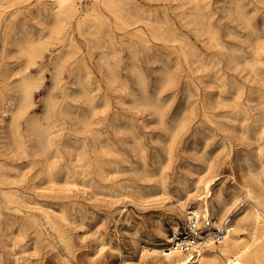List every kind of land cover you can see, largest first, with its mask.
<instances>
[{
    "label": "rangeland",
    "instance_id": "1",
    "mask_svg": "<svg viewBox=\"0 0 264 264\" xmlns=\"http://www.w3.org/2000/svg\"><path fill=\"white\" fill-rule=\"evenodd\" d=\"M17 1H0V264H157L141 249L160 244L157 221L184 223L174 210L184 184L209 174L231 197L243 157L264 170V0H125L121 18L77 0L56 25L45 0ZM26 39L38 42L34 58ZM24 74L32 104L13 121ZM30 120L47 131L43 152Z\"/></svg>",
    "mask_w": 264,
    "mask_h": 264
},
{
    "label": "bare ground",
    "instance_id": "2",
    "mask_svg": "<svg viewBox=\"0 0 264 264\" xmlns=\"http://www.w3.org/2000/svg\"><path fill=\"white\" fill-rule=\"evenodd\" d=\"M1 1V0H0ZM5 1V0H4ZM8 1V0H7ZM10 1V0H9ZM23 1V0H22ZM125 0H95L97 5H101L103 6L106 10H108L109 12H111L116 18H121L122 13L126 12V8H125ZM188 2H198V0H186ZM224 1V0H223ZM234 1V0H233ZM13 2V1H12ZM11 2V3H12ZM16 2H18L16 0ZM10 3V4H11ZM15 3V2H14ZM186 3V2H185ZM255 3V2H253ZM42 4H44V10L45 12H47V14L49 15L50 20H54L55 25L58 23H61L65 20L66 17L75 14L78 11L77 8V0H49V1H42ZM237 4V3H236ZM79 5V4H78ZM187 5V4H186ZM249 5V4H248ZM255 5V4H254ZM33 6V5H32ZM256 6V5H255ZM196 7L198 8V5L196 4ZM195 7V8H196ZM182 8V7H181ZM188 8V7H187ZM237 8V6H236ZM247 8V7H246ZM256 8V7H255ZM41 10V9H40ZM39 10V11H40ZM155 10V9H154ZM189 10V9H188ZM238 10V8H237ZM195 11V10H194ZM193 11V12H194ZM200 10H198L199 12ZM163 12V10H162ZM192 12V11H191ZM197 12V11H196ZM195 12V14H196ZM87 13V11H86ZM148 13V12H147ZM186 13V12H185ZM252 13V12H251ZM249 14V13H248ZM192 15V14H191ZM16 17V16H15ZM14 17V18H15ZM89 17V16H88ZM131 18V16H129ZM44 18V17H43ZM198 18V17H197ZM205 18V17H204ZM35 19V18H34ZM37 19V18H36ZM132 19V18H131ZM196 19V18H195ZM40 20V19H39ZM115 20V19H114ZM117 20V19H116ZM193 20V19H192ZM88 21V20H86ZM91 22V20H89ZM79 22V21H78ZM202 22V21H201ZM14 23V22H13ZM43 23V22H42ZM52 23V22H51ZM50 23V24H51ZM64 23V22H63ZM93 23V21H92ZM117 23V22H116ZM89 24V23H88ZM47 25V24H46ZM91 25V24H90ZM171 25V24H170ZM205 26V25H204ZM246 26L247 23H246ZM264 26V25H263ZM15 27V26H14ZM58 27V26H57ZM172 27V26H171ZM206 27V26H205ZM8 28V27H7ZM24 28V26H23ZM22 28V30H23ZM52 28V27H51ZM54 28V27H53ZM86 28V27H85ZM204 28V27H203ZM207 28V27H206ZM205 28V29H206ZM9 29V28H8ZM88 29V27H87ZM30 30V29H29ZM53 30V29H52ZM56 30V29H55ZM154 30V29H153ZM170 30V29H169ZM215 30V29H214ZM104 31V30H103ZM172 31V30H171ZM213 31V30H212ZM211 31V32H212ZM25 33H28L25 31ZM38 33V32H37ZM88 33V31H87ZM51 34V33H50ZM156 34V33H155ZM19 35V34H18ZM38 35V34H37ZM213 35V34H212ZM215 35H217L215 33ZM55 36V35H54ZM59 36V33H58ZM38 37V36H36ZM143 38V37H142ZM58 39V38H57ZM109 39V37H108ZM174 39V37H173ZM61 40V39H60ZM65 40V39H64ZM9 41V40H8ZM11 42V41H10ZM63 42V41H62ZM143 42V41H142ZM149 42V40H148ZM42 45V44H41ZM70 45V43H69ZM37 46H38V42L34 41L33 39H26L24 45L22 46V51L29 55L30 58H34L36 53H37ZM68 47V46H67ZM41 48V47H40ZM71 48V45H70ZM150 48V47H149ZM69 49V48H68ZM73 49V48H72ZM45 50V49H44ZM59 50V49H58ZM103 50V49H102ZM58 52V51H57ZM77 52V51H76ZM9 53V50H8ZM67 53V52H65ZM12 54V53H11ZM131 54V53H130ZM60 55V54H58ZM64 55V54H63ZM68 55V54H67ZM71 54L69 53V56ZM107 55V52H106ZM132 55V54H131ZM135 55V54H134ZM191 55V54H190ZM40 56V53H39ZM189 56V55H188ZM63 58V57H62ZM70 58V57H69ZM72 58V57H71ZM4 59V58H3ZM68 59V58H67ZM115 60V59H114ZM135 60V57H134ZM101 61V60H100ZM5 62V61H4ZM104 64V63H103ZM208 64V63H207ZM4 65V64H3ZM75 66V65H74ZM111 66V65H110ZM109 66V67H110ZM134 66V65H133ZM2 68V67H1ZM60 68L59 63L56 64V69L58 70ZM72 68V67H71ZM75 68V67H74ZM79 68V67H78ZM134 68V67H133ZM251 68V67H250ZM137 69V68H136ZM253 69V68H252ZM75 70V69H74ZM110 70V69H109ZM3 71V70H2ZM9 71V70H8ZM15 71V70H14ZM114 71V70H113ZM170 71V70H168ZM168 71H165L168 72ZM1 73V72H0ZM3 73V72H2ZM85 73V72H84ZM90 73V72H88ZM11 74V73H10ZM73 74V73H72ZM112 73H110L111 76ZM116 74V73H115ZM142 74V73H140ZM170 74V73H169ZM3 75V74H2ZM78 75V74H77ZM138 75V73H137ZM166 75V74H165ZM164 75V76H165ZM18 76V75H17ZM163 76V77H164ZM168 76V75H167ZM170 76V75H169ZM3 77V76H2ZM11 77V76H10ZM112 77V76H111ZM74 78V77H73ZM76 78V77H75ZM114 78V77H113ZM4 79V77H3ZM9 79V78H8ZM53 79V78H52ZM116 82L117 78H114ZM143 79V78H142ZM169 79V78H168ZM171 79V78H170ZM63 80V79H62ZM83 80H86L83 78ZM113 80V79H112ZM141 78L138 80L140 81ZM165 80V79H164ZM1 81V80H0ZM3 81V80H2ZM61 81V80H60ZM118 81V80H117ZM142 81V80H141ZM140 81V82H141ZM163 81V80H162ZM36 82V81H35ZM74 82V81H73ZM145 82V81H144ZM119 83V82H118ZM79 84V83H77ZM165 84V83H164ZM82 85V84H81ZM89 85V83H88ZM143 85H145V83H143ZM142 86V84H141ZM163 86V85H162ZM165 86V85H164ZM224 86V85H223ZM226 86V85H225ZM264 86V85H263ZM5 87V86H4ZM3 87V88H4ZM35 87L34 84V80L32 77H30L28 74H24L22 76V79L20 80L19 86L16 89V107L12 113V120L15 121V119H17L19 116L23 115L29 106H31L32 104V98H33V89ZM80 87V85H79ZM88 87V86H86ZM85 87V88H86ZM145 88V87H143ZM147 88V87H146ZM221 88H223L221 86ZM237 88V87H236ZM250 88V87H249ZM80 89V88H79ZM92 88H90L91 90ZM9 90V89H8ZM7 90V91H8ZM126 90V88H125ZM142 90V89H141ZM236 90V89H234ZM70 91V90H69ZM81 91V90H80ZM87 91V90H86ZM93 90H91L90 92H92ZM263 91V90H262ZM143 92V91H142ZM221 92V91H220ZM81 93V92H80ZM85 93V92H84ZM146 92H144L145 94ZM231 93V92H230ZM258 93V92H257ZM262 93V92H261ZM9 94V93H8ZM91 94V93H90ZM256 94V92H255ZM260 94V93H259ZM13 95V94H12ZM84 95V94H83ZM148 95V94H147ZM146 95V96H147ZM207 95V94H206ZM218 95V94H217ZM258 95V94H256ZM7 96V95H6ZM5 96V97H6ZM89 96V95H88ZM226 96V93H225ZM85 97V96H84ZM90 97V96H89ZM139 97V96H138ZM188 97V96H187ZM221 97V96H220ZM231 97V96H230ZM237 97V96H236ZM260 97V96H259ZM262 97V96H261ZM70 98V97H68ZM81 98V96L79 97ZM88 98V97H87ZM86 98V99H87ZM92 98V97H91ZM140 98V97H139ZM149 98V97H148ZM216 98V97H214ZM229 98V97H228ZM258 98V97H257ZM0 99L1 102H3L4 99V95L2 94V92H0ZM78 99V98H76ZM141 99V98H140ZM147 99V97H146ZM155 99V98H154ZM157 99V97H156ZM218 99H220L218 97ZM227 99V98H226ZM240 99V98H239ZM261 99V98H260ZM206 100V99H205ZM211 100V99H210ZM221 100V99H220ZM223 100V99H222ZM229 100V99H228ZM254 100V99H253ZM86 101V100H85ZM137 101V100H136ZM255 101V100H254ZM260 101V100H259ZM94 102V101H93ZM144 102V101H143ZM148 102V100H147ZM210 102V101H209ZM231 102V99L229 101V103ZM252 102V101H251ZM264 102V101H263ZM87 103V102H86ZM150 103V102H149ZM156 103V101H155ZM159 103V102H157ZM162 103V102H161ZM238 103V102H237ZM254 103V102H253ZM259 103V102H258ZM262 103V101H261ZM49 104V103H48ZM142 105V103H140ZM144 104V103H143ZM153 104V103H152ZM151 104V105H152ZM240 104V103H238ZM257 104V103H256ZM159 105V104H158ZM205 105V104H204ZM217 105V104H216ZM228 105V104H227ZM234 105V104H232ZM252 105V104H251ZM250 105V106H251ZM92 106V104H91ZM138 106V105H137ZM190 106V104H189ZM193 106V104H192ZM260 106H262V104H260ZM264 106V103H263ZM11 107V106H10ZM145 107V106H143ZM147 107V105H146ZM150 107V105H149ZM152 107V106H151ZM155 107V106H154ZM161 107V106H160ZM185 107V106H184ZM236 107V104H235ZM259 107V106H258ZM257 107V108H258ZM49 108V107H48ZM64 108V107H63ZM69 108V107H68ZM92 108V107H91ZM136 108V106H135ZM191 108V107H190ZM227 108V106H226ZM245 108V107H244ZM256 108V109H257ZM71 109V108H70ZM77 109V108H76ZM94 109V107H93ZM97 109V106H96ZM158 109V107H157ZM156 109V110H157ZM215 109V108H214ZM259 109V108H258ZM10 110V109H9ZM7 110V111H9ZM66 110V109H65ZM90 110V109H89ZM92 110V109H91ZM90 110V112H91ZM159 110V109H158ZM161 110V109H160ZM163 110V109H162ZM227 110V109H226ZM237 110V109H235ZM50 111V110H49ZM93 111V110H92ZM95 111V110H94ZM155 111V110H154ZM184 110L182 111V114L184 113ZM253 111V110H252ZM261 111V110H260ZM46 112V111H45ZM72 112V110H71ZM259 112V111H258ZM156 113V112H155ZM158 113V112H157ZM242 113V111H241ZM239 113V114H241ZM250 113V112H249ZM96 114V113H95ZM161 114V113H160ZM165 114V112H164ZM181 114V115H182ZM209 114V113H207ZM216 114V113H215ZM232 114V113H231ZM259 114H264V112H259ZM18 115V117L16 118L15 116ZM155 115V114H154ZM177 115V114H176ZM180 115V117H181ZM235 115V113H234ZM253 115V114H252ZM258 115V114H257ZM48 116V115H47ZM68 116V115H67ZM79 116V115H78ZM91 116V115H90ZM161 116V115H160ZM212 116V114H211ZM240 116V115H239ZM247 116V115H246ZM71 117V116H70ZM73 117V116H72ZM164 117V116H163ZM179 117V116H178ZM94 118V117H93ZM158 117L156 116V119ZM175 118V117H174ZM227 118V115L226 117ZM233 118V117H232ZM239 118V117H238ZM258 118V117H257ZM264 118V116H263ZM262 118V119H263ZM45 119V118H44ZM47 119V117H46ZM45 119V120H46ZM49 119V117H48ZM82 119V118H81ZM124 119V118H122ZM121 119V120H122ZM162 119V118H161ZM177 121V118H175ZM181 119V118H180ZM184 119V117H183ZM208 119V118H206ZM245 119V118H244ZM243 119V120H244ZM75 120V119H74ZM86 120V119H84ZM160 120V118H159ZM210 120V119H209ZM228 120V119H226ZM234 120V119H233ZM250 120V119H249ZM248 120V121H249ZM39 121V120H38ZM51 121V120H50ZM96 121V119H95ZM154 121V120H153ZM184 121V120H183ZM186 121V120H185ZM236 120H234L235 123ZM246 121V119H245ZM264 121V120H263ZM62 122V120H61ZM97 122V121H96ZM123 122V121H122ZM156 122V120H155ZM162 122V121H160ZM180 122V121H178ZM229 122V120H228ZM255 122V121H254ZM12 123V122H11ZM10 123V125H11ZM42 123V122H41ZM49 123V122H48ZM54 123V122H52ZM58 123V122H57ZM83 123V121H82ZM86 123V122H84ZM83 126L86 127V125ZM114 123V122H113ZM157 123V122H156ZM163 123V122H162ZM173 123V122H172ZM182 123V122H181ZM180 123V124H181ZM242 123V122H241ZM252 123V122H251ZM261 123V122H260ZM55 124V123H54ZM130 124V123H129ZM160 124V123H159ZM178 124V123H177ZM65 125V124H64ZM76 125V123H75ZM91 125V124H90ZM94 125V124H93ZM91 125V126H93ZM131 125V124H130ZM162 125V124H161ZM166 125V124H165ZM164 125V126H165ZM176 125V123H175ZM179 125V124H178ZM241 125V124H240ZM244 125V124H243ZM262 125V124H261ZM264 125V124H263ZM262 125V127H264ZM13 126V124H12ZM54 126V125H53ZM89 126V125H88ZM86 127L88 129H90L89 127ZM180 126V125H179ZM231 126V125H229ZM50 127V126H49ZM61 127V126H60ZM78 127V126H77ZM132 127V125H131ZM228 127V126H227ZM10 128V127H9ZM16 128V125H15ZM44 128V127H43ZM41 127V124H39L38 122H34V121H29V131L30 133L32 132L36 137L35 140L37 139V141L35 143H37V146L39 148V150H41L43 152L44 150V145H45V140H46V134L47 131L44 130ZM48 128V127H47ZM92 128V127H91ZM111 128V127H110ZM173 128V127H172ZM231 128V127H230ZM233 128V127H232ZM240 128V126H239ZM50 129V128H48ZM114 129V128H113ZM122 129V128H121ZM234 129V128H233ZM262 129V128H261ZM77 130V129H76ZM178 130V127H177ZM241 130V128H240ZM244 130V129H243ZM49 131V130H48ZM50 131L52 132V130L50 129ZM96 131V130H95ZM118 131V130H117ZM123 131V130H122ZM127 131V130H126ZM176 131V130H175ZM245 131V130H244ZM262 131V130H260ZM91 132V130H90ZM97 132V131H96ZM100 132V131H99ZM115 132V131H114ZM124 132V131H123ZM122 132V133H123ZM131 131L129 130V133ZM167 132V131H166ZM170 132V130L168 131ZM178 132V131H177ZM247 132V130L245 131ZM256 133V130L254 131ZM258 132V131H257ZM56 133V132H55ZM81 133V132H80ZM95 133V132H94ZM93 133V134H94ZM134 133V132H133ZM231 133V132H230ZM259 133V132H258ZM263 133V132H260ZM15 134V133H14ZM19 134V133H17ZM27 134V133H26ZM116 134V133H115ZM118 134V133H117ZM167 134V133H166ZM165 134V136H166ZM229 134V133H228ZM244 134V133H243ZM240 133V135H243ZM79 135V134H78ZM91 135V133L89 134ZM133 135V134H132ZM247 135V134H246ZM263 135V134H262ZM261 135V136H262ZM12 136V135H11ZM14 136V135H13ZM136 136V134L134 135ZM164 136V137H165ZM249 137V135H247ZM255 136V135H254ZM58 137V136H57ZM108 137V136H107ZM133 137V136H132ZM141 137V136H140ZM242 137V136H241ZM245 136H243L244 138ZM50 138V137H49ZM93 138V137H92ZM135 138V137H134ZM132 138V140L134 139ZM142 138V137H141ZM256 138V137H255ZM260 138V137H259ZM14 139V137H13ZM103 139V138H102ZM136 140V139H135ZM164 140V139H163ZM246 140V139H244ZM249 140V139H248ZM51 141V140H49ZM47 141V143L50 145V142ZM99 141V140H98ZM137 141V140H136ZM136 141L134 142V144L136 143ZM139 141V140H138ZM257 141V140H256ZM255 141V142H256ZM94 142V141H93ZM124 142V141H123ZM127 142V141H126ZM125 142V143H126ZM167 142V141H166ZM169 142V141H168ZM228 142V141H227ZM240 142V141H239ZM254 142V141H253ZM46 143V144H47ZM124 143V144H125ZM139 143V142H138ZM250 143V142H249ZM257 143V142H256ZM261 143V142H260ZM16 144V142H15ZM14 144V145H15ZM32 144V143H31ZM30 144V145H31ZM83 144V143H82ZM224 144V143H223ZM222 144V145H223ZM264 144V143H263ZM36 145V144H35ZM94 145V144H93ZM100 145V144H99ZM98 145V146H99ZM138 144H135V146ZM257 145V144H256ZM262 145V144H261ZM17 146V145H15ZM53 146V143H52ZM79 146V145H78ZM83 146V145H81ZM96 145H94L95 147ZM140 146V145H139ZM20 147V146H19ZM93 147V146H92ZM93 147V148H94ZM134 147V145H133ZM143 147V146H142ZM260 147V146H259ZM259 147H256L259 148ZM18 148V146L16 147ZM21 148V147H20ZM49 148V146H48ZM77 148V147H76ZM130 148V147H129ZM136 148V147H134ZM133 148V149H134ZM138 148V147H137ZM29 149V148H28ZM52 149V148H51ZM81 149V148H79ZM85 149V148H84ZM21 150V149H20ZM48 150V149H47ZM72 150V149H71ZM137 150V149H136ZM224 150V149H222ZM259 150V149H258ZM257 150V151H258ZM46 151V150H45ZM83 151V150H82ZM107 151V150H106ZM139 151V150H138ZM216 152V151H215ZM231 152V151H230ZM31 153V152H30ZM33 153V152H32ZM51 153V152H50ZM74 153V152H73ZM259 153V151H258ZM257 153V157L258 156ZM37 154V153H36ZM69 154V153H68ZM101 154V153H100ZM140 155V152L136 153ZM145 154V153H144ZM206 154V153H205ZM215 154V153H214ZM32 155V154H31ZM41 155V154H40ZM70 155V154H69ZM74 155V154H73ZM230 155V154H229ZM60 156V155H59ZM86 156V155H85ZM103 157V154L101 155ZM143 155H141L142 157ZM204 156V155H203ZM202 156V157H203ZM210 156V155H209ZM208 156V157H209ZM41 157H43L41 155ZM72 157V155H71ZM138 157V156H137ZM140 157V156H139ZM32 158V157H31ZM45 158V157H43ZM61 158V157H60ZM82 158V157H81ZM145 158V156H144ZM201 158V157H200ZM64 159V158H61ZM86 159V158H85ZM142 159V158H141ZM208 159V158H207ZM217 159V158H216ZM259 159V158H258ZM52 160V159H51ZM144 160V159H143ZM200 160V159H199ZM202 160V159H201ZM209 160V159H208ZM47 161V160H46ZM205 161V160H204ZM260 161V160H259ZM43 162V161H41ZM72 162V161H71ZM86 162V161H85ZM84 162V163H85ZM141 162V160H140ZM242 162L245 163V167L242 166V164L240 163V167L244 168L242 169L243 172V176H242V182L241 183H237V191L235 192L233 191L231 193V197H225L222 189L216 184V176L214 177H207L203 174L199 175L194 181H192V184H184L183 185V189L182 192L180 193L179 191H177V197L176 198V202H175V207L174 210L176 211V213L181 216L183 219L186 220L187 217V212H188V207H187V202L188 200H190V198H193L196 202V206H195V210L197 213H201L205 216H212L214 217V219L216 221H224L228 218L229 214L232 212V210L236 207H238L241 203L244 202V204L246 203L245 206H242L240 212H238L235 216L234 219H231V228L229 229L228 235L227 237L221 241L218 244H210L208 246H206L205 248H203L201 250L200 256L197 260L195 261H189L183 254H181L180 252H176L173 250H169L168 248V244H170L172 242L170 235L168 234L169 232L173 233V232H177L179 231V226L177 224V222H174L172 227L170 229L165 228L161 223H158L157 221V225L155 228L156 234L159 238V242L160 244L154 248L151 249L152 252H149V249H147L146 247L141 249L142 255L140 256L141 259L144 258L145 252H148L149 254H156L158 256V261L157 264H264V170H262L261 167L263 166H259L260 169L258 170H254L253 167L248 163L247 158L243 157L242 158ZM37 163V162H35ZM52 163V162H51ZM201 163V162H200ZM205 163V162H202ZM207 163V162H206ZM212 163V161H211ZM40 164V163H39ZM50 164V162H49ZM102 164V163H101ZM209 165V163H207ZM57 165V164H56ZM72 165V164H71ZM70 165V166H71ZM88 165V164H87ZM106 165V164H105ZM58 166V165H57ZM133 166V165H132ZM205 166L207 167V165L205 164ZM204 166V167H205ZM210 169H211V165ZM89 167V166H87ZM108 167V166H107ZM214 167V166H213ZM48 168V167H47ZM46 168V169H47ZM55 168V167H54ZM66 168H68L66 166ZM188 168V167H187ZM190 168V166H189ZM188 168V169H189ZM209 168V167H207ZM43 169V168H42ZM142 169V167H141ZM192 169V168H191ZM206 169V168H205ZM190 170V169H189ZM191 171V170H190ZM193 171V169H192ZM204 171V170H203ZM207 171V170H206ZM209 171V170H208ZM210 175L212 174V171H209ZM215 172V170H214ZM240 172V170H239ZM66 173V171H65ZM68 173V171H67ZM81 173V172H80ZM139 173V171H138ZM152 173V172H151ZM43 174V172H42ZM47 173H45L46 175ZM69 174V173H68ZM77 174V173H76ZM153 174V173H152ZM195 174V173H194ZM198 174V172H197ZM74 175V174H73ZM99 176V175H98ZM97 176V177H98ZM151 176V175H150ZM48 177V176H47ZM72 177V176H70ZM139 177V175H138ZM194 177V176H193ZM227 177V176H226ZM67 177H65L66 179ZM145 178V177H144ZM232 178V177H231ZM234 179V178H233ZM179 180V179H178ZM219 182V181H218ZM220 184V183H219ZM234 185V183H233ZM167 190V189H166ZM176 193V192H175ZM174 193V194H175ZM10 197V196H9ZM41 209V208H40ZM173 209V208H172ZM54 210V209H53ZM56 210V209H55ZM56 212V211H55ZM123 213V211H122ZM184 220V221H185ZM156 222V221H155ZM156 224V223H155ZM243 234H247L248 237L247 238H242ZM40 235V234H39ZM241 239V240H240ZM35 240V239H34ZM44 245V243H43ZM37 246V245H36ZM70 247V246H69ZM71 249V248H70ZM40 250V249H39Z\"/></svg>",
    "mask_w": 264,
    "mask_h": 264
},
{
    "label": "built area",
    "instance_id": "3",
    "mask_svg": "<svg viewBox=\"0 0 264 264\" xmlns=\"http://www.w3.org/2000/svg\"><path fill=\"white\" fill-rule=\"evenodd\" d=\"M230 228V217L220 222L212 216L197 213L195 207H190L179 231L169 234L172 242L168 244V248L180 252L189 261H195L203 248L223 241Z\"/></svg>",
    "mask_w": 264,
    "mask_h": 264
}]
</instances>
